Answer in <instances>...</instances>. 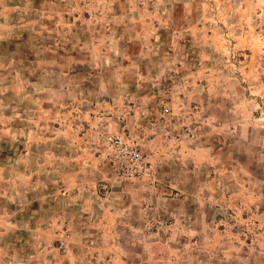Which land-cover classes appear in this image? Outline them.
I'll return each instance as SVG.
<instances>
[{
	"label": "rangeland",
	"instance_id": "rangeland-1",
	"mask_svg": "<svg viewBox=\"0 0 264 264\" xmlns=\"http://www.w3.org/2000/svg\"><path fill=\"white\" fill-rule=\"evenodd\" d=\"M13 1L27 3L25 21L0 37V100L15 129L22 127L21 114L25 108L30 113L34 100L30 87L19 100L16 84L23 76L34 80L35 53L51 52L60 59L88 40L90 69L97 70L103 52L92 47L100 41L151 37L150 44L163 54L160 68L147 64L143 69L142 107L135 110V99L127 95L121 105L127 118L113 132L138 146L151 167L142 181L150 206H136L147 221L139 218L136 226L125 221L118 229L109 215L100 233L102 218L73 210L67 202L79 206L74 202L78 187L64 185L65 172L33 169L35 158H49L45 151L26 154L32 162L20 164L21 140L5 138L0 140V225L11 230L0 233V263L38 264L48 257L74 264H99L105 258L109 264H141L144 258L154 264L177 259L264 264V251L257 248L264 245V220L257 219L264 213V37L252 40L251 48L218 42L215 50L209 37L232 41L248 28L230 27L226 14L211 15V7H226V0ZM260 14L257 31L264 33V11ZM11 84L15 88L7 90ZM109 152L107 175L90 182L100 202L117 191L120 181ZM91 156L97 161L100 153ZM183 226L192 231L180 232ZM115 238L123 250L90 247L93 241L111 247Z\"/></svg>",
	"mask_w": 264,
	"mask_h": 264
},
{
	"label": "crops",
	"instance_id": "crops-1",
	"mask_svg": "<svg viewBox=\"0 0 264 264\" xmlns=\"http://www.w3.org/2000/svg\"><path fill=\"white\" fill-rule=\"evenodd\" d=\"M226 1V7L221 5L211 7L214 10L211 15L224 16L226 14L230 27L240 25L248 26V28L237 37H232V41L228 37L213 35L209 37L210 41L215 44V50L220 48L218 42H226L230 47L232 43L235 49L245 48L246 44L251 48V43L254 45L252 40H260L261 38L256 37H264V33L257 31L260 21L256 19L261 15V11H264V0ZM26 4L25 2L21 5L13 0H0V37H6L9 29L25 21L23 10H25ZM252 28H255L256 33L252 31ZM149 39L151 37H112L110 42L108 40L100 41L92 47L93 50L100 49L103 52L101 61L97 65L101 69L97 68V70L90 69L89 51L91 47L88 40L82 42L78 48L66 52L60 59L51 52L44 55L35 53L30 67L34 80L30 83L23 76L16 84L19 100L21 97L26 98L27 87L32 89L34 99L28 106L30 113H26L25 108L24 113L21 114V120H23L21 128L18 126L15 129L14 117L10 113L4 112L5 104L0 100V140L11 139L17 135L23 145L21 149L24 154L20 164L24 165L32 162L26 158V154H37L38 151L44 150L49 158L42 161L35 158L33 169L37 171L49 168V170L65 172L69 178L64 185L67 188L69 186L78 187L74 202L79 206L73 205V202H67L70 203L73 210L82 209L88 215L93 213L97 218H102L99 226L103 225V227L99 230L100 233L106 231L104 223L109 215L115 217L118 229L123 227L122 224L125 225V221H129L131 224L135 223V226L139 218L144 222L147 221L146 214L139 213L136 208L138 204L142 208L145 205L150 206L147 199L148 193L143 191L145 190V184L142 185L143 180L133 183L116 180L115 189L117 191H113V193H118V196H113L111 193L110 196L101 198V202L97 200V197H94V192H90L92 190L90 182H96L101 175L103 177L107 175L109 164L105 162L108 152L105 140L110 133L117 129L121 130L120 126L127 118L122 110L123 106H121L124 105L123 99L127 95L133 97L135 102L132 107L139 110L142 107L139 100L143 95L144 88L141 82L144 75L143 69L147 64H153L155 69L156 67L160 68L159 58L163 53L156 49V45L150 44ZM40 46L34 47L35 52H38L36 48H40ZM148 57L151 60L145 61ZM132 79L133 81H131ZM6 88L7 90L13 89L15 85L11 84ZM99 153L98 160L94 161L91 155ZM102 158L104 159L102 160ZM86 184H89L90 188H86ZM84 190L86 191L85 196ZM257 219L264 220V213H258ZM6 223H10L9 219H6ZM10 230L9 225L4 223L0 225V233L5 234ZM179 230L183 233L192 231L190 227L186 226L179 227ZM117 233L118 231H115V234ZM180 245L186 246L187 243L178 244V246ZM110 246L100 244L98 241H93L90 244V247L95 250L99 247L115 250L124 248L119 238H115ZM143 248L148 249V243L144 244ZM243 248H245L244 244ZM257 248L259 251H264V245H258ZM246 252L248 257L249 251ZM241 260H245L243 255ZM97 262L109 264L107 258L103 263H101L102 261ZM233 262L234 259L231 263ZM138 263L154 264L147 258L138 260ZM38 264H74V261L66 258L58 260L43 257ZM172 264L189 263L177 259Z\"/></svg>",
	"mask_w": 264,
	"mask_h": 264
},
{
	"label": "built area",
	"instance_id": "built-area-1",
	"mask_svg": "<svg viewBox=\"0 0 264 264\" xmlns=\"http://www.w3.org/2000/svg\"><path fill=\"white\" fill-rule=\"evenodd\" d=\"M165 112L169 109L165 108ZM105 143L109 148L111 167L120 181H141L151 174L147 157L133 142L124 139L121 134L106 137Z\"/></svg>",
	"mask_w": 264,
	"mask_h": 264
}]
</instances>
